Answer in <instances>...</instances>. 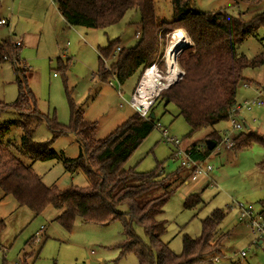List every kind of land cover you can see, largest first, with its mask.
Listing matches in <instances>:
<instances>
[{"label":"rangeland","instance_id":"1","mask_svg":"<svg viewBox=\"0 0 264 264\" xmlns=\"http://www.w3.org/2000/svg\"><path fill=\"white\" fill-rule=\"evenodd\" d=\"M253 1L190 0V4L195 12L224 10L233 17L240 15L244 20H249L264 11V1ZM153 3L160 24L172 19L171 0H153ZM0 18L11 19V39L22 42L19 56L28 69V86L41 114L53 117L60 125H67L69 105L72 104L82 111L84 121L96 126L95 139L107 137L134 114L129 99L137 86L138 73L123 83L111 78L101 82L96 74L99 49L114 40H118L117 48L120 50L136 44L141 28L138 11L128 10L119 22L104 30H91L67 26L52 0H0ZM177 31L187 37L181 28L167 30L162 27L158 31L155 59L159 64L163 62V56ZM6 39H9L8 28L0 27V41ZM191 45L188 38L184 47ZM184 47L178 49L176 61ZM238 53L247 59L264 58L263 29H258L255 36L247 38L238 47ZM177 66L183 75L178 63ZM14 67L10 62L0 64V101L7 106L17 97ZM161 71L164 76L165 69ZM241 76L243 81L236 92V103L253 99L263 102L262 107L243 116L249 124V131L264 135V64L244 69ZM243 84L247 87H243ZM257 85L263 91L261 96H257ZM152 115V132L124 163L123 169L133 168L136 172L146 173L160 165L165 175L179 173V179L174 183V193L159 217L166 227L162 242L168 245L173 254H181L182 237L197 238L201 233V222L213 211L221 210L224 217L216 229L217 236L225 237L221 253L216 256V263L206 259L205 264H264V251L254 243V236L249 233L247 222L240 218L238 209L239 205L250 207L252 215H259L264 225V215L260 214L264 208L261 204L264 199V170L257 168L264 158V148L252 143L240 151L226 149L222 143L225 136L235 138L247 132L232 131L227 120L188 136L189 127L178 116L173 104L157 105ZM15 119L18 116L10 109L0 111V125ZM213 130L220 142L202 162L203 167L209 165L212 168L208 177L196 178L191 175L187 181H182L190 170L181 168L175 145L166 139L180 141L179 148L182 150L191 145H203L205 140H209L206 136ZM50 137L45 124H40L33 140L45 142ZM19 143L20 130L17 128H12L1 141L0 178L16 160L30 166L46 187L63 190L69 187L81 189L89 185L83 173H70L62 165V159H73L79 154V143L72 134L55 140L52 150L58 157L44 162L32 163L19 154L15 149ZM196 199L199 202L194 204ZM188 202L191 203L187 207ZM61 212L47 207L34 217L27 208L18 207L11 196L4 197L0 189V221L4 224L3 230H0V264H22L24 259L27 264H138L134 254L121 256L117 248L123 240L118 221L98 226L83 223L78 218L72 229L67 231L54 220ZM135 232L144 240L139 228H135ZM241 251L245 252L243 258L239 256Z\"/></svg>","mask_w":264,"mask_h":264},{"label":"trees","instance_id":"2","mask_svg":"<svg viewBox=\"0 0 264 264\" xmlns=\"http://www.w3.org/2000/svg\"><path fill=\"white\" fill-rule=\"evenodd\" d=\"M52 1L63 21L73 28L104 30L119 22L128 10L138 11L141 28L139 39L133 47L121 48L114 55L118 47V40H114L98 50L96 76L101 82L112 79L111 73L115 74L118 83L138 73V82L144 70L156 63L157 33L162 27L167 30L181 28L192 45L177 58L183 75L159 93L147 119L134 112L129 120L107 137L95 139L96 126L84 121L82 111L72 104L69 105L67 125H60L53 117L49 118L38 111L36 99L28 86V69L19 56L20 45L14 46L10 39L0 41V64H13L12 60H15L17 86L15 101L8 106L0 101V111L8 108L18 116V119L0 125V144L12 128H17L20 130V143L16 151L32 163L44 162L58 157L52 150L54 141L72 134L79 143V154L73 159H62V165L70 173L80 171L89 181V185L81 189L46 187L30 166L14 160L0 178L3 196H11L18 207L27 208L34 217L47 207L62 210L54 220L67 231L72 229L78 218L83 223L98 226L118 221L123 240L117 248L121 256L134 254L138 264H205L206 259L221 253L225 237L217 236L216 229L224 217L223 212L215 210L205 218L197 238L183 236L182 253L175 255L161 240L166 227L159 217L174 193V183L179 179V173L165 175L160 165L146 173L136 172L133 168L124 170L123 166L152 132L153 109L161 103L176 107L178 116L189 127L188 136L227 120L229 111L236 104V92L243 81L242 71L264 64L263 56L247 59L238 53V47L247 38L255 36L258 29L264 31V11L244 20L240 15L233 17L224 10L195 12L191 9L190 0H171L172 19L160 24L153 0ZM261 1L264 0L253 2ZM103 60H109L108 69ZM163 65V62L158 65L161 70L165 69ZM40 124H45L51 135L48 141L33 140ZM206 138L215 143V148L220 142L214 130ZM252 143L264 148V135L247 130L233 138L231 148L240 151ZM197 148V145H191L186 151L192 153L195 161L202 162L211 151L205 145L198 151ZM257 168L264 170V158ZM191 175L189 171L182 181H187ZM198 202L197 199L193 201L194 204ZM261 204L264 205V199ZM261 215H264V208ZM3 228V221H0V230ZM135 228L142 231L144 240L137 235ZM22 264H27L25 259Z\"/></svg>","mask_w":264,"mask_h":264},{"label":"built area","instance_id":"3","mask_svg":"<svg viewBox=\"0 0 264 264\" xmlns=\"http://www.w3.org/2000/svg\"><path fill=\"white\" fill-rule=\"evenodd\" d=\"M7 27L10 26V21L8 19H0V27ZM9 39L10 42L14 46H19L20 42L13 41L11 39V34L9 33ZM120 51L119 48H116L115 54H117ZM114 58V56H112ZM13 64H15V60H12ZM105 68L108 69V61L103 60ZM163 63L165 71L164 73H167V57L166 54L163 56ZM175 63L177 64V61L175 59ZM159 63H153L150 65L146 70H144L143 74L141 75L136 88L131 93V97L129 99V105L134 110L135 113H137L141 118L147 119L149 109L153 105L154 100L158 97V92L156 95H152L150 99H143L141 97V93L139 92V85L141 83V80L143 76L151 71L152 77L155 81L158 82H164L165 75H162V71L159 69ZM112 79L116 81L115 74H112ZM110 84V83H109ZM262 84L264 85V79H262ZM243 87H247V85L243 84ZM166 90V89H165ZM256 91H258L257 96H261L263 94L262 89L260 87H256ZM148 100V102H147ZM146 106H145V105ZM263 106V102L259 99H253V100H246L242 103H236L231 110L228 113L227 121L229 122L232 131H241V130H249V124L247 123L246 119L244 118V113H250L255 108H260ZM252 122H254V119H252ZM156 127L159 128L158 125ZM166 141L170 144L175 145L176 147V154L178 157H180V166L186 169H189L194 176H207L208 172L212 170L211 166L206 165L203 167L202 162L195 161L192 157V153L188 152L186 150H181L179 148L180 141L176 139H166ZM222 143L225 145L226 149H231L233 146V137L232 136H225L222 140ZM204 145V144H203ZM203 145L198 146L197 150H200L203 148ZM218 146V145H217ZM238 209L240 210V218L246 221L248 231L254 236V243L259 246L264 251V225L262 222V218L259 215H252L251 208H243L241 205L238 206ZM42 229H40L41 233ZM37 234L35 235L36 238ZM239 256L243 258L245 256V252L241 251L239 252ZM210 263H216L218 261V257H213L208 260Z\"/></svg>","mask_w":264,"mask_h":264},{"label":"bare ground","instance_id":"4","mask_svg":"<svg viewBox=\"0 0 264 264\" xmlns=\"http://www.w3.org/2000/svg\"><path fill=\"white\" fill-rule=\"evenodd\" d=\"M187 39L188 38L184 35L183 32L177 31L175 33L174 40L173 42H171L170 46L166 51L167 73L165 74L164 83L155 81L153 79L151 74L152 70L147 72L143 76L141 83L139 85V92L141 93V97L144 100L150 98V96L152 95L153 96L156 95L160 91L167 89L169 85H172L173 82L176 81V79H178V77L182 75L181 70L175 63V56L178 52V49H181L182 47L187 45Z\"/></svg>","mask_w":264,"mask_h":264},{"label":"crops","instance_id":"5","mask_svg":"<svg viewBox=\"0 0 264 264\" xmlns=\"http://www.w3.org/2000/svg\"><path fill=\"white\" fill-rule=\"evenodd\" d=\"M54 3V2H53ZM56 7V6H55ZM57 10V9H56ZM58 12V11H57ZM60 15V14H59ZM61 17V16H60ZM62 18V17H61ZM0 19H4V18H0ZM9 21H10V26H9V28H8V33H10L11 34V37L13 36L12 35V33H11V29H10V27H11V19L9 18L8 19ZM63 20V19H62ZM64 22V21H63ZM65 23V22H64ZM66 24V23H65ZM67 25V24H66ZM68 26V25H67ZM3 27V26H2ZM70 27V26H69ZM73 28V27H72ZM13 41H18V42H20V44L22 45V42H21V40H14V39H12ZM188 148H190V146H188ZM188 148H185V149H183V150H187ZM203 177V176H202ZM206 178L208 177V175L207 176H205ZM196 178H198V176L196 177ZM195 178V179H196ZM260 214H261V212H260ZM262 216V215H261Z\"/></svg>","mask_w":264,"mask_h":264},{"label":"water","instance_id":"6","mask_svg":"<svg viewBox=\"0 0 264 264\" xmlns=\"http://www.w3.org/2000/svg\"><path fill=\"white\" fill-rule=\"evenodd\" d=\"M204 145L209 151H212L215 148V143L211 140H205Z\"/></svg>","mask_w":264,"mask_h":264}]
</instances>
